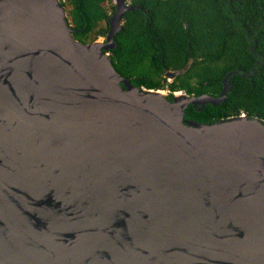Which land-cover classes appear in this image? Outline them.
<instances>
[{"label": "water", "instance_id": "water-1", "mask_svg": "<svg viewBox=\"0 0 264 264\" xmlns=\"http://www.w3.org/2000/svg\"><path fill=\"white\" fill-rule=\"evenodd\" d=\"M134 9L85 43L61 0H0V264H264V121L185 117L228 77L171 99L121 75Z\"/></svg>", "mask_w": 264, "mask_h": 264}, {"label": "trees", "instance_id": "trees-1", "mask_svg": "<svg viewBox=\"0 0 264 264\" xmlns=\"http://www.w3.org/2000/svg\"><path fill=\"white\" fill-rule=\"evenodd\" d=\"M61 1L72 6L76 39L88 43L107 37L109 0ZM128 1L136 9L124 14L123 30L110 51L121 75L139 87H168L171 99L177 91L218 97L228 77L224 102L190 105L185 117L207 124L246 114L264 121V0ZM189 63L186 72L168 80L169 70Z\"/></svg>", "mask_w": 264, "mask_h": 264}, {"label": "rangeland", "instance_id": "rangeland-1", "mask_svg": "<svg viewBox=\"0 0 264 264\" xmlns=\"http://www.w3.org/2000/svg\"><path fill=\"white\" fill-rule=\"evenodd\" d=\"M129 2V1H128ZM130 3V2H129ZM114 5H116V0H109V1H107L106 3H105V6H106V8L108 9V11L113 15V11H112V6H114ZM65 7V11H66V13H67V16H68V18L71 20V16H70V10H71V5H66V6H64ZM111 15V16H112ZM102 25H105V23H103ZM98 40H100V41H105V37H99V39ZM88 41H91V39L90 40H88ZM169 80V79H168ZM170 81V80H169ZM169 88L168 87H166V90H165V93H166V95H168L170 92H169Z\"/></svg>", "mask_w": 264, "mask_h": 264}]
</instances>
